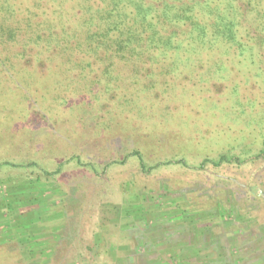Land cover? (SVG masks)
Returning <instances> with one entry per match:
<instances>
[{"label":"rangeland","instance_id":"rangeland-1","mask_svg":"<svg viewBox=\"0 0 264 264\" xmlns=\"http://www.w3.org/2000/svg\"><path fill=\"white\" fill-rule=\"evenodd\" d=\"M88 3L0 0V19L67 37ZM247 27L251 51L219 45L143 91L120 65L110 87L96 61L70 76L25 34L0 45V264H264V49ZM221 154L235 161L201 166Z\"/></svg>","mask_w":264,"mask_h":264},{"label":"trees","instance_id":"trees-1","mask_svg":"<svg viewBox=\"0 0 264 264\" xmlns=\"http://www.w3.org/2000/svg\"><path fill=\"white\" fill-rule=\"evenodd\" d=\"M95 1L94 4L88 3L89 9L86 8L87 12L83 13L80 32L79 29L69 32V42L66 41V34L60 37L53 33L52 26L34 31L30 17L26 20L29 27L26 24L19 27L6 22L3 16L0 19V45L7 47L19 35L25 34L37 42L35 46L41 55L43 51L48 53L55 45L53 57L62 56L64 69L68 74L72 73L70 76L82 63L90 65L96 61L102 65L103 87H110L111 83H119L113 71L120 65L118 70H124L126 78L130 77V82L133 79L134 83L141 86V91L154 88L157 76L178 70L183 61L194 67V58L197 60L204 51L216 50L219 45H232L240 53L251 51L243 39L249 32L247 26L256 30V50L264 49V0ZM27 12L34 14L31 7H28ZM3 15L9 13L3 11ZM63 40L65 44H62ZM76 53H83L82 61H77ZM80 81L83 82L82 79ZM100 81L97 79L84 85L92 94L91 100H97L100 98L98 93L104 92L96 87ZM59 88L61 92L65 89L62 85ZM60 97H55L54 101ZM124 101L132 102L131 99L123 98ZM234 156L221 154L216 160L205 159L201 166L206 163L217 166L223 162H234ZM177 163H182V160ZM2 164L11 163L5 161ZM140 166L144 167L142 160Z\"/></svg>","mask_w":264,"mask_h":264}]
</instances>
